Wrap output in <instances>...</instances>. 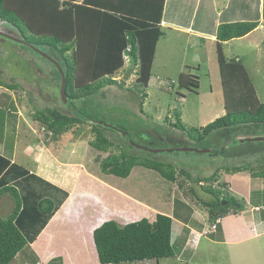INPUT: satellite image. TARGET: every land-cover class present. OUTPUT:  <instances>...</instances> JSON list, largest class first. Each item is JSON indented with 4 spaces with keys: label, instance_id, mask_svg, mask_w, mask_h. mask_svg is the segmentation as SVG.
Returning a JSON list of instances; mask_svg holds the SVG:
<instances>
[{
    "label": "trees",
    "instance_id": "obj_1",
    "mask_svg": "<svg viewBox=\"0 0 264 264\" xmlns=\"http://www.w3.org/2000/svg\"><path fill=\"white\" fill-rule=\"evenodd\" d=\"M76 1L0 0V22L18 35L19 39L14 38L15 41L31 50H46L44 58L59 70L62 69L61 92L64 99L81 101L108 86H123L122 81L120 83L114 79V74L124 68L126 57L130 60L127 69L137 70V87L146 91L152 75L157 44L164 36V32L159 28L162 23L164 0L158 10L152 13L147 12L146 8L140 9L131 0H125L118 6H107L97 3L96 0H85L82 5L73 4ZM261 4V0H248L247 15L252 11L256 13L254 17L224 22L217 29L216 52L226 115L205 127L188 128L182 120V113L176 110L173 112L176 121L171 123V126L191 141H204L215 133L242 128L245 125L264 124V104L258 100L247 69L239 59L228 58L224 51L225 43L246 37L259 27L261 16L264 18V0L262 14ZM143 14L148 17L143 18ZM244 14L246 15V12ZM151 16H154V19L150 18ZM98 29L101 37L98 36L96 40V37H93L96 31L93 30ZM90 41H98V44L87 52L88 56H91L88 64L91 68L90 73L83 76V72H79L80 60L75 51L77 46L80 54L83 46L90 45ZM84 48L87 50L90 46ZM21 87L19 83L9 84L0 80V88L15 91ZM142 98L147 99V94L144 93ZM3 111L0 109V114L3 115ZM71 114H65L58 109L36 110L34 118L53 132L54 140L74 127L90 121L93 123L95 136L90 145L105 153L114 147V141L104 131L109 128L97 124L96 117ZM226 150H211L207 153L211 156H224L227 154ZM141 159L143 158L134 153H110L99 162V166L102 173L123 179L128 178L135 167L143 165L158 171L171 182L177 180L178 174H183L191 180L185 169L178 172L173 164ZM251 165L248 163L226 167L223 170L227 173H253ZM219 170L206 182L216 179ZM253 177L264 178V171L254 172ZM202 182L204 180H198V185ZM203 189L210 191L205 187ZM20 190L28 194V198H22ZM5 194L11 195L15 208L8 218L0 217V264H10L17 255L28 250L68 198L66 191L0 154V199ZM256 195L261 196L259 191H253V198H256ZM222 201L227 203L223 204ZM202 203L209 209L210 219L214 222L230 213L238 214L246 208L243 201L231 194L220 193L216 202ZM172 237L173 218L160 213L154 222L144 218L122 225L116 220H109L94 232V242L101 264L174 257L177 251ZM32 259V264L38 263L36 258ZM56 261L62 262L61 259Z\"/></svg>",
    "mask_w": 264,
    "mask_h": 264
},
{
    "label": "rangeland",
    "instance_id": "obj_2",
    "mask_svg": "<svg viewBox=\"0 0 264 264\" xmlns=\"http://www.w3.org/2000/svg\"><path fill=\"white\" fill-rule=\"evenodd\" d=\"M131 1L140 4L146 0ZM247 1L242 0V3L246 4ZM146 3L151 4L150 0H147ZM255 14L250 11V14H244V17H254ZM9 34L19 39L11 28L0 22V80L9 84L20 83L23 89L19 88V90L10 93L12 90L0 88V103L4 98L13 96L19 107L25 106L23 110L24 116L27 117V120L30 119L32 123L33 120L36 121L34 118L35 109L64 108L70 112H68L69 115L73 113L93 116L97 118V124L106 123L111 125L109 129L104 131L114 141V147L108 153H102L90 145L89 153H86V156H89V166L93 170L98 171L99 174L102 173L99 162L110 153H117V155L134 153L142 157L143 159L141 160L143 161L168 162L173 164L178 172L185 169L189 173L191 180L183 174H178L177 180L171 182L165 179L158 171L141 165L135 167L131 175L126 179L116 176L106 177V181L113 179L111 184L120 188V193L117 192L119 194L118 198L112 194L109 195V197L112 196L110 199L109 197L107 198L109 210L105 211L106 214H104L107 217L104 219L103 216H97V218H101L100 225L106 221L116 219H121L124 222L121 223L126 225L144 218L150 219L147 216H139L144 214L154 215L156 212L165 215L170 214L169 216L172 214L173 217L177 218L176 213L179 212L181 217L190 218L189 221L192 222L196 229L204 232L211 228L213 221L210 219L209 209L204 206L202 201L216 202L220 193L223 195L231 193L229 183L221 177L226 172L223 169L243 165L245 162L246 164H252L251 167L254 169L252 176L254 172L264 171V124L245 125L242 128L224 130L211 135L204 141H191L185 134L171 126V123L176 121L173 115L175 110L182 113V120L188 128L205 127L215 121V119L210 121L215 115L218 116L216 119L226 115L218 57L217 52H214L213 48H211L212 52L209 55V66L208 62L207 64L204 63L206 66L198 72L201 80L200 85L192 87L193 93L184 89L186 96H177L178 85H175L174 89H169L172 86H169L170 82H167L168 80H165L163 85L157 86L154 84L149 86L146 91H143L137 87L134 78L137 75V70H134L132 71L134 77L131 78L129 76L126 81L123 80L125 75H121L122 72L118 73V77L114 75L116 80L120 83L122 81L123 86H108L84 100L72 102L63 98L61 92V69L59 70L53 63L45 59L44 55H46L47 51L41 50L42 52H39L26 48L22 43L15 41ZM260 43L264 45V30L258 28L251 37L233 42L231 44L232 47L225 46L226 49L224 51L229 57L237 56L242 60L258 100L264 104V46L261 49H254L252 46ZM84 46H90V48L86 50ZM84 46L80 54L77 46L75 52L79 55V72H83V76H86L90 73L88 64L91 59L87 52L92 46L88 44ZM172 46L183 47L175 40H172ZM173 58H180L179 53H174ZM190 61L195 64L196 60L190 58ZM125 64L124 68L130 66L129 57H126ZM38 70L45 74V77L42 76L43 78L42 80L40 79V82L36 79L38 78ZM126 70L129 71L127 68ZM209 70L212 73L211 77L208 75ZM157 71L158 69H156ZM21 77H25V79ZM27 77L33 78L35 81L29 80ZM144 93L149 98L143 100L142 95ZM180 98H186L187 100L182 101ZM73 107L76 108L74 109ZM142 109H145L148 114L143 116L141 114ZM73 130L69 131L72 133L69 135L73 136V138L79 139V136L77 138L76 135L81 134L84 140L91 141L95 139L91 124L81 126V131L79 132ZM31 138V133H21L20 139L27 141ZM187 141L190 145L188 144L189 146L186 147L191 149L190 151H176V149H183L182 145L179 146V143ZM145 148L160 150V152L152 153ZM224 149H227V154L224 156H211L209 154L211 150ZM83 151H85L84 147L82 148V153ZM74 160L76 161L75 158ZM218 170L217 178L206 182ZM253 178V191L264 188V178H259L258 180H255V177ZM200 179L204 180L203 185L206 186V189H210L211 192L198 186V180ZM233 194L235 197L240 198L239 194ZM244 195L248 198L247 200L241 199V201L250 206L252 198L248 194ZM259 198L264 200L261 196ZM13 206L14 203L9 195L1 198L0 217L8 218ZM176 210L177 212H175ZM125 213L128 216L127 218L119 216H123ZM138 213L140 215L137 216ZM261 214L257 213V215ZM177 221L176 219V223L173 224L174 231L177 227ZM227 221H230L229 218ZM224 224H222V227H224ZM217 226H219L218 230L221 231V226ZM251 229L253 230V228ZM251 229L242 227L241 232L249 235V233L251 234ZM218 230L216 229L215 233ZM209 235L204 234L203 237L206 238H203L200 249L190 247L185 253L181 250L184 241L181 242L179 240L175 247L177 251L176 257L163 259V264H185L186 262L187 264H264V234H262L260 239H254L244 244L241 249L225 246L213 248L212 244H207L206 246V240ZM214 237L219 238V236ZM180 252L184 253V255L181 262H178L177 255ZM19 256L18 258L22 262L28 261V264H32V258H36L33 256L26 260L27 255L25 253H21ZM35 260L38 261L37 258ZM56 260L60 259L52 260L49 264L54 262L63 264L62 259L61 263ZM151 262L157 264L155 260ZM14 264H17V262Z\"/></svg>",
    "mask_w": 264,
    "mask_h": 264
},
{
    "label": "crops",
    "instance_id": "obj_3",
    "mask_svg": "<svg viewBox=\"0 0 264 264\" xmlns=\"http://www.w3.org/2000/svg\"><path fill=\"white\" fill-rule=\"evenodd\" d=\"M96 1L97 3H103L107 6H118L122 0ZM146 1L136 4L140 9L146 8L147 12L150 13L158 10L162 3V0L153 2L150 0L151 4L146 3ZM84 2L85 0H77L73 4L82 5ZM240 2H242V0H164L162 23L159 27L161 31L164 32V36L157 44L149 86H153L154 84L157 86L163 85L165 80H168L167 82H170L169 86H172L171 88L169 87V89H174L175 85L179 86L177 96H186L184 89L193 93L192 87L194 85L199 86L201 82L198 73L199 70L206 66L204 63L207 64L208 62L209 66V55L212 52L211 48L216 52V34L218 27L224 22H234L248 18L243 16L244 12L248 14L247 3L243 4ZM261 2L260 12L262 14L263 0H261ZM96 6L98 7L99 5L97 4ZM143 15L145 16H143V18L148 17L145 14ZM150 18L154 19V16ZM258 28L264 30L263 15L261 16L260 26ZM256 30L246 37L234 39L225 43V46L230 47L235 41L251 37ZM93 31H96L95 34H93L96 40L98 36L101 37L100 29ZM172 40L178 41L183 47L179 48L178 46H172ZM89 43L91 46H97L98 41L96 43L95 41H90ZM225 46L224 49H226ZM252 46L254 49H261L264 45L260 43L253 44ZM174 53H179L180 58L174 59ZM225 55L228 58L234 57H229L226 52ZM190 58L196 60L195 64L190 61ZM234 58L242 62L239 57L236 56ZM123 69L117 71L114 75L118 77V73L122 72ZM156 69H158L157 72ZM129 71H131L129 76L131 78L134 77L132 70ZM129 71L126 72L128 73ZM126 72L123 71L121 75L126 76ZM37 73L38 78L36 79L40 82V79L42 80L45 74L39 70ZM208 75L210 77L212 76L210 70ZM21 78L25 79V77ZM134 78L136 80L137 75ZM27 79L35 81L33 78L30 79L27 77ZM20 89H23V86ZM17 90H19V88ZM15 91H11L10 93ZM180 99L182 101L187 100L186 98ZM0 109L4 110L3 115L0 114V154L7 157L12 163L25 167L31 173L36 174L43 180L50 182L68 193V198L50 220L46 228L30 248L23 252L27 255L26 260H28L29 257L35 256L38 259L37 264H49V262L55 259H62L63 264H101L94 242V232L103 223L100 225L99 222L101 218L99 219L97 216H103L104 219L107 217L104 216V214H106L105 211L109 210L107 198L110 194L118 198L119 194L117 192L120 193V188L111 184L113 179L109 181L105 180L106 177H111L113 175H106L104 173H100L102 174L100 175L98 171L95 169L93 170L89 166V156H86V153H89L90 142L92 140L82 139L81 134L76 135L77 138L79 136V139L73 138V136L69 135L72 134L70 133L71 131L63 134L57 140L50 138L48 135L43 134L42 125L38 121L33 120L32 123L30 119V121L27 120L23 111L25 106H22V108L19 107L13 96L4 98L0 103ZM58 110L68 115L70 113L64 108H59ZM141 114L145 116L148 113L143 109ZM217 117L218 116L215 115L210 121H213ZM86 124H91L93 126L92 122H86L72 130L79 132L81 131V126H85ZM109 127H111V125H108V128ZM24 132L31 133L32 138L27 141L20 139L21 133L23 134ZM188 144L187 141L185 143H179V146L182 145V147L186 148V146L190 145ZM83 147L85 150L83 151V153H85L84 155L82 153ZM243 164L246 163L244 162ZM221 177L229 183L230 194L233 196V193L239 194V200H247L248 197L246 198L244 194H248L253 201H250V203H252L250 206L246 205L244 211L238 214L230 213L223 218L220 224L222 228L221 231L218 230L217 233H211L206 240V246L207 244H212L213 248H216V246H225L241 249L244 244L254 239H260L262 234H264V200L260 199L259 195H256V198L252 196V183L254 178L250 171L239 173L225 172ZM258 179L259 178H256L255 180ZM248 185L249 187L247 188ZM254 191L264 193V188L255 189ZM19 193L22 198H28V194L25 192L20 190ZM263 196L264 194L261 195L262 198ZM111 197H109V199ZM12 201L14 203L13 199ZM14 207L15 204L10 210L11 214L14 211ZM175 212H177V210ZM257 213L262 214L257 215ZM157 214L159 213L156 212L154 215L144 214L139 217L147 216L150 218L148 219L150 222H154ZM176 214L177 218L173 217L171 214L173 217V224L176 223V219L178 220L176 230H173V244H175V247L178 241L181 240V242L184 241V245L181 247L184 253L190 247L200 249L203 238L206 237H201V231L196 229L192 222L189 221L190 218L185 219L181 217L179 212ZM138 215H140V213H138L137 216ZM119 216L124 218L128 217L126 213L123 216ZM228 218L230 221L226 222ZM116 220H118L120 224L124 223L121 219ZM223 223H225L224 227H222ZM242 227L245 229L254 227L253 229L255 230L253 231L251 229V234L249 233L248 235L241 232ZM187 229H189V231H187ZM212 235L213 237H211ZM214 236H219V238H215ZM236 246L238 247L236 248ZM184 253L180 252L179 255H177L178 262H181ZM19 255L11 264L15 262H17V264H28V261L22 262L18 258L20 257ZM174 257H176V255ZM162 260L163 259L155 261H157V264H163ZM151 261L154 260L119 264H153L154 262L152 263ZM185 264H187V262Z\"/></svg>",
    "mask_w": 264,
    "mask_h": 264
},
{
    "label": "clouds",
    "instance_id": "obj_4",
    "mask_svg": "<svg viewBox=\"0 0 264 264\" xmlns=\"http://www.w3.org/2000/svg\"><path fill=\"white\" fill-rule=\"evenodd\" d=\"M260 26V25H259ZM258 29V28H257ZM16 34V33H15ZM14 38V37H13ZM234 58V57H233ZM124 80V79H123ZM126 81V80H125ZM67 100V99H66ZM90 122V121H89ZM100 125H102V126H107L106 124H102V123H100ZM77 127H79V126H77ZM93 127V126H92ZM75 128V127H74ZM72 130V129H71ZM42 132H43V134H45V135H48L50 138H52L53 139V136H54V134H53V132L52 131H50V130H48L45 126H43L42 125ZM69 132V131H68ZM67 133V132H66ZM65 134V133H64ZM93 141V140H92ZM147 151H150V152H152V153H154V152H160V150L158 151V150H150V149H147V148H145ZM183 149H188L187 147L185 148V147H183ZM176 151H182V149H176ZM185 152H187V151H185ZM102 153H104V152H102ZM159 162V161H158ZM166 163H168V162H166ZM202 183H204V182H202ZM202 183H199V184H201V185H198V186H201L202 188L203 187H206L205 185H203ZM5 195H9L10 197H11V195L10 194H5ZM232 195V194H231ZM12 198V197H11ZM13 199V198H12ZM222 202H225V201H222ZM14 204H15V202H14ZM15 208V207H14ZM221 222H222V218H218L215 222L213 221V224L211 225V228L209 229V230H205L204 232H201V234H202V237L204 236V234H211V233H215V230L217 229L218 230V227L219 226H217V225H220L221 224ZM214 226H215V228H214ZM254 228V227H253ZM253 230H255V229H253ZM172 242H173V237H172ZM32 245V244H31ZM18 256V255H17ZM11 264V263H10Z\"/></svg>",
    "mask_w": 264,
    "mask_h": 264
},
{
    "label": "water",
    "instance_id": "obj_5",
    "mask_svg": "<svg viewBox=\"0 0 264 264\" xmlns=\"http://www.w3.org/2000/svg\"><path fill=\"white\" fill-rule=\"evenodd\" d=\"M45 56V55H44ZM62 70V69H61ZM131 73V71H129L128 73H127V75L124 77V80H127L128 79V76H129V74ZM190 151L191 149H182V151ZM227 202H223V204H226Z\"/></svg>",
    "mask_w": 264,
    "mask_h": 264
},
{
    "label": "built area",
    "instance_id": "obj_6",
    "mask_svg": "<svg viewBox=\"0 0 264 264\" xmlns=\"http://www.w3.org/2000/svg\"><path fill=\"white\" fill-rule=\"evenodd\" d=\"M214 228H215V226H214Z\"/></svg>",
    "mask_w": 264,
    "mask_h": 264
}]
</instances>
